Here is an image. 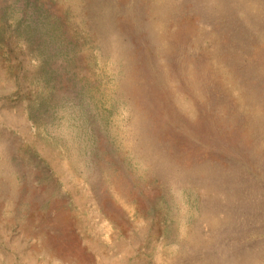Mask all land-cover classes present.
Here are the masks:
<instances>
[{"label":"rangeland","instance_id":"obj_1","mask_svg":"<svg viewBox=\"0 0 264 264\" xmlns=\"http://www.w3.org/2000/svg\"><path fill=\"white\" fill-rule=\"evenodd\" d=\"M0 264H264V0H0Z\"/></svg>","mask_w":264,"mask_h":264}]
</instances>
